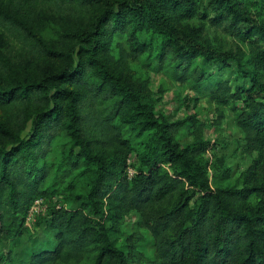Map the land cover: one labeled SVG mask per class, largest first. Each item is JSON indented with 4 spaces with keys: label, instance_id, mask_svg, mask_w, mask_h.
I'll return each mask as SVG.
<instances>
[{
    "label": "trees",
    "instance_id": "1",
    "mask_svg": "<svg viewBox=\"0 0 264 264\" xmlns=\"http://www.w3.org/2000/svg\"><path fill=\"white\" fill-rule=\"evenodd\" d=\"M6 1L9 8L0 7V27L28 50L52 52L25 20L43 0ZM49 1L74 12V3L106 5L76 32L77 59L72 54V61L55 72L31 78L0 57V104L13 105L11 123L0 119V242L5 232L18 236L28 227L29 208L43 197L47 239L33 244L23 264H128L129 256L111 239L105 203L112 206L114 222L123 209L139 212V223L153 234L152 264H264V174L259 175L264 161L255 159L242 187L215 185L209 161L203 159L213 141L203 136L202 123L192 116H158L146 91L148 82L133 83L104 54L113 43L129 44L134 55L148 57L153 70L188 82L211 101L232 105L248 145L261 150L264 18L258 21L240 0H213L217 12L211 22L248 45L252 69L246 70L240 60L238 66L251 84L233 88L227 78L210 79L197 61L201 55L227 64V53L186 38L187 32L171 20L172 8L192 15L195 0ZM143 31L161 37L160 43L141 40ZM30 120V131L22 135ZM61 134L80 147L75 159L82 154L95 164L86 198L75 206L59 204L62 191L45 185L51 173L45 158ZM183 135L194 140L182 145ZM137 136H143L141 148L133 144ZM101 146L113 148L114 155L99 151ZM133 151L142 166L129 177L127 158ZM254 194L259 196L256 203L250 200ZM9 257L0 249V264H10Z\"/></svg>",
    "mask_w": 264,
    "mask_h": 264
},
{
    "label": "rangeland",
    "instance_id": "2",
    "mask_svg": "<svg viewBox=\"0 0 264 264\" xmlns=\"http://www.w3.org/2000/svg\"><path fill=\"white\" fill-rule=\"evenodd\" d=\"M72 1V0H69ZM259 21L264 18V0H240ZM195 8H191L192 15H183L175 8L170 10L172 22L185 30L186 38H195L201 42L209 43L217 50L227 53L228 63L219 59H206L198 56L197 61L202 64L207 76L212 79L227 78L233 88L249 87L251 77L239 70L238 61H242L245 69H252L248 63V45L240 40L235 33L223 26L213 24L211 17L217 12L213 0H195ZM104 2L85 8L74 3L76 12L59 8L54 2L43 0L29 10L25 20L41 38L51 47L52 52L41 54L28 50L0 27V57L11 63L13 70L28 76H40L47 72H55L69 64L73 54L77 59L78 38L76 32L89 25L92 17ZM1 8H9L6 0H0ZM22 15V14H20ZM140 39H153L160 43L161 37L151 32H140ZM112 44L108 51H104L112 67L121 71L133 83L148 82L146 91L150 93V102L154 105L156 114L168 120L184 117H195L202 123L203 136L213 141V146L203 154V159L209 161V175L214 184L242 187L247 179V170L255 159L264 161V149H252L247 143L245 132L238 125L237 111L232 105L218 104L205 95L198 94L186 81L174 80L165 71H155L146 63V55H134L129 44ZM264 81V76L262 77ZM264 98V92H261ZM236 105L242 106V100H236ZM13 109L11 102L0 104V119L11 123L10 112ZM31 129V120L22 135H27ZM143 136L133 139L136 148H141ZM194 140L193 136L180 137L182 145ZM79 146L72 144L68 135H58L53 141V148L49 151L45 161L51 167L50 176L45 185L52 189L62 191L58 203L75 206L85 199L96 175L95 164L83 160L82 154L75 159ZM99 151L109 157L114 155V149L100 147ZM142 166L136 153L129 152L127 158V173L134 176ZM229 170H225L226 168ZM264 172L259 175L262 177ZM257 194L251 196L256 203ZM106 221L111 225L110 236L113 243L120 247L130 258L128 264H152L148 259L153 258V234L149 228L139 223L140 214L136 209H123L114 222L111 217L112 206L105 203ZM89 211L92 210L89 208ZM47 212V210H46ZM35 214L28 227L18 236L10 235V231L3 234L0 249L7 253L11 259L10 264H23L31 252L33 244L46 242L45 222L48 213ZM29 214V213H28ZM98 218V214H93ZM28 217V216H27ZM9 263V262H7Z\"/></svg>",
    "mask_w": 264,
    "mask_h": 264
},
{
    "label": "built area",
    "instance_id": "3",
    "mask_svg": "<svg viewBox=\"0 0 264 264\" xmlns=\"http://www.w3.org/2000/svg\"><path fill=\"white\" fill-rule=\"evenodd\" d=\"M47 209V203L45 201V199L43 197H38L36 199H34V201L32 202L29 211L27 214V218H26V224L29 225V222L32 219H36L34 218L35 214L38 215L39 213L45 212Z\"/></svg>",
    "mask_w": 264,
    "mask_h": 264
}]
</instances>
